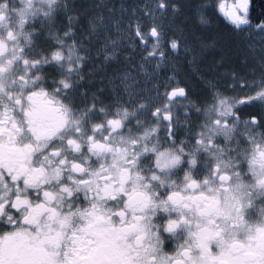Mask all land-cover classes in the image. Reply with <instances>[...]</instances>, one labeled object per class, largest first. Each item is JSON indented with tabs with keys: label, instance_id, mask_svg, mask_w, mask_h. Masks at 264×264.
Instances as JSON below:
<instances>
[{
	"label": "snow or ice",
	"instance_id": "6c2138e0",
	"mask_svg": "<svg viewBox=\"0 0 264 264\" xmlns=\"http://www.w3.org/2000/svg\"><path fill=\"white\" fill-rule=\"evenodd\" d=\"M23 3L15 24L0 4V264H264L253 0H197L212 38L187 63L211 53L222 68L196 73L199 90L174 59L184 29L150 9L129 52L102 13Z\"/></svg>",
	"mask_w": 264,
	"mask_h": 264
},
{
	"label": "rangeland",
	"instance_id": "374dc122",
	"mask_svg": "<svg viewBox=\"0 0 264 264\" xmlns=\"http://www.w3.org/2000/svg\"><path fill=\"white\" fill-rule=\"evenodd\" d=\"M21 1L23 2V0ZM61 2L67 4L68 13L70 15H79L81 17V22L83 20L85 21L87 17H96L101 13L104 15L106 23L111 24V21H119V27L124 29L122 46L124 50L129 52H132V50L128 48V44H130L132 40L129 35L131 33V28L128 27V24L135 23L137 20L147 24L149 21L148 17L144 14V10L145 8L150 9L156 14L158 20L161 17L164 18L170 34L175 30L174 34L180 35L179 28L182 27L184 29L183 35L187 37V41H182L180 55L174 57V59L180 64L181 69L191 77V81L196 86L197 90H199L198 85L201 84L200 81L196 79V73L205 76H214L222 71V68L217 67L216 62L210 58V56H213L211 53L192 65L187 63L193 55H197L201 51V42L208 44L211 41L213 31V29L200 23L195 13V2L193 0H168L169 8L166 13H161L159 8L156 7L157 0H137L138 4L131 8L123 6L124 0H61ZM173 4L180 6L181 10L178 13H173ZM173 16H175V19H173ZM18 19L19 17L17 15V20ZM96 22L99 23L98 20ZM76 23L77 22L74 20L73 24L75 25ZM115 28L116 25H111L110 34L113 38L122 35L116 32ZM185 43L191 48V51L184 50L183 44ZM132 55L135 57L137 53H132ZM224 67H230V65H225ZM193 68H195V72L192 71ZM187 69H189L188 72Z\"/></svg>",
	"mask_w": 264,
	"mask_h": 264
},
{
	"label": "flooded vegetation",
	"instance_id": "af4514ba",
	"mask_svg": "<svg viewBox=\"0 0 264 264\" xmlns=\"http://www.w3.org/2000/svg\"><path fill=\"white\" fill-rule=\"evenodd\" d=\"M0 4L7 5L6 14L13 24H15L18 10L23 8L24 3L21 0H0Z\"/></svg>",
	"mask_w": 264,
	"mask_h": 264
},
{
	"label": "trees",
	"instance_id": "16d2710c",
	"mask_svg": "<svg viewBox=\"0 0 264 264\" xmlns=\"http://www.w3.org/2000/svg\"><path fill=\"white\" fill-rule=\"evenodd\" d=\"M196 4L197 0H193ZM253 3H254V6H255V14L256 15H259L261 14L262 12H264V0H253ZM124 7H127V8H131V7H135L138 3H137V0H124V3H123ZM84 21V20H83ZM82 21V22H83ZM186 28V27H184ZM197 31V30H196ZM189 35V34H188ZM191 36V35H190ZM218 55V54H217ZM210 58L213 59L214 62H216V59L213 57V56H210ZM212 61V62H213ZM190 69V68H189ZM187 69V72L188 70ZM201 85H198V89L200 88Z\"/></svg>",
	"mask_w": 264,
	"mask_h": 264
}]
</instances>
